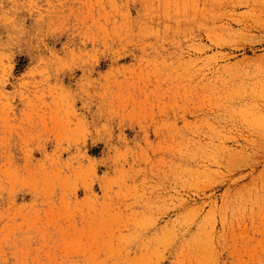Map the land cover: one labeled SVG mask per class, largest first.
Segmentation results:
<instances>
[{
  "label": "rangeland",
  "instance_id": "obj_1",
  "mask_svg": "<svg viewBox=\"0 0 264 264\" xmlns=\"http://www.w3.org/2000/svg\"><path fill=\"white\" fill-rule=\"evenodd\" d=\"M0 264H264V0H0Z\"/></svg>",
  "mask_w": 264,
  "mask_h": 264
}]
</instances>
